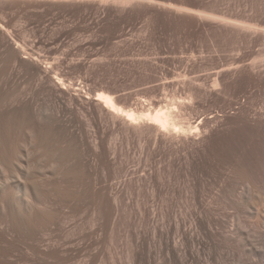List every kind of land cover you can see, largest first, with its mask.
I'll use <instances>...</instances> for the list:
<instances>
[{
    "label": "rangeland",
    "instance_id": "rangeland-1",
    "mask_svg": "<svg viewBox=\"0 0 264 264\" xmlns=\"http://www.w3.org/2000/svg\"><path fill=\"white\" fill-rule=\"evenodd\" d=\"M28 1L0 0V264H264V0Z\"/></svg>",
    "mask_w": 264,
    "mask_h": 264
},
{
    "label": "bare ground",
    "instance_id": "bare-ground-1",
    "mask_svg": "<svg viewBox=\"0 0 264 264\" xmlns=\"http://www.w3.org/2000/svg\"><path fill=\"white\" fill-rule=\"evenodd\" d=\"M28 1V0H27ZM31 1V0H30ZM32 1H34V0H32ZM40 1V0H39ZM49 1V0H48ZM82 1V0H81ZM29 2V1H28ZM52 2V1H51ZM72 2V1H71ZM119 2V1H118ZM69 3V2H68ZM115 3V2H114ZM122 3H123V1H122ZM121 3V4H122ZM33 4H34V2H33ZM63 4V3H62ZM67 4V3H66ZM71 4V3H70ZM56 5V4H55ZM124 5V4H123ZM226 24V23H225ZM226 26H228V25H226ZM20 48V47H19ZM17 50V49H16ZM34 59V58H33ZM43 71V70H42ZM43 73H47V71H43ZM59 86H60V84H59ZM62 89V88H61ZM95 100L96 101H99V102H101V104H103V107L109 112V113H111V114H113V115H117V116H119V117H121L123 120H124V122H126L127 124H131V125H133V124H135L136 123V121L138 120V119H142V121H144V122H146L147 124H149V125H152L153 127H155L156 129H157V131H159L160 133H162V135H165V136H167V135H179V137L180 136H182V137H184V139H182V140H185V139H187L188 140V138L189 139H192V140H195L196 138L195 137H198L199 135H200V130H202V124L200 123V122H198V121H193L194 122V124H192L191 126H190V128L189 129H187V131H182V132H179V125L181 124H179L178 125V127H176V122H174L173 123V118L171 117V119H170V117H169V113H155V114H153V115H151V114H147V115H143L144 117H136L132 112H128V111H124V110H122L120 107H118L117 105H116V103L114 102V100H113V98L110 96V95H107V94H104L103 92L102 93H97L96 94V97H95ZM153 105V104H152ZM153 107V106H152ZM156 108V107H155ZM154 108V109H155ZM104 109V110H105ZM145 109V108H144ZM103 111V110H102ZM137 111V110H136ZM159 111V110H158ZM142 112V111H141ZM137 113V112H136ZM154 113V112H153ZM177 114V113H176ZM170 115H171V112H170ZM259 115V114H258ZM116 116V117H117ZM174 116H177V115H174ZM177 117H179V116H177ZM256 117H258V116H256ZM260 117V116H259ZM259 117H258V119H259ZM181 118H182V115H181ZM189 118H191V117H189ZM198 118V117H197ZM175 119V118H174ZM177 119V118H176ZM216 119V118H215ZM171 120H173V121H171ZM261 120V119H260ZM258 121V123H259V129H258V131H261V136L264 138V121ZM177 121V120H176ZM205 121V120H204ZM218 121V120H217ZM185 122V121H184ZM187 122V121H186ZM206 122V121H205ZM143 123V122H142ZM183 123V122H182ZM139 124V123H138ZM137 124V125H138ZM206 124V123H205ZM213 124V123H212ZM151 126V127H152ZM207 126V125H206ZM138 127V126H137ZM188 127V126H187ZM186 126H185V128H187ZM258 127V126H257ZM178 128V129H177ZM183 129V127H180V129ZM184 128V129H185ZM193 131H192V130ZM217 129V128H216ZM205 133V132H204ZM260 133V132H259ZM168 137V136H167ZM203 138V137H202ZM164 142V141H163ZM195 142V141H194ZM210 142V141H209ZM181 144V143H180ZM200 147V146H199ZM192 148V147H191ZM193 150V149H192ZM183 220V219H182ZM176 225V224H175ZM181 228V227H180ZM185 229V228H184ZM187 235V234H186ZM168 239V238H167Z\"/></svg>",
    "mask_w": 264,
    "mask_h": 264
}]
</instances>
